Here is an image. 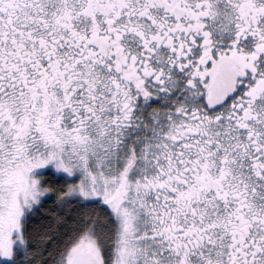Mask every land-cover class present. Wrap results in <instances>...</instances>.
<instances>
[{"label":"snow or ice","instance_id":"snow-or-ice-1","mask_svg":"<svg viewBox=\"0 0 264 264\" xmlns=\"http://www.w3.org/2000/svg\"><path fill=\"white\" fill-rule=\"evenodd\" d=\"M0 264H264V0H0Z\"/></svg>","mask_w":264,"mask_h":264}]
</instances>
